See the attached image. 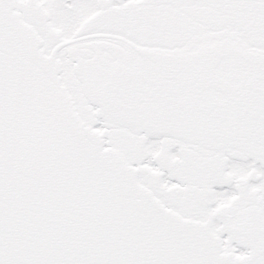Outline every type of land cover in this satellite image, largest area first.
<instances>
[{
    "label": "snow or ice",
    "instance_id": "obj_1",
    "mask_svg": "<svg viewBox=\"0 0 264 264\" xmlns=\"http://www.w3.org/2000/svg\"><path fill=\"white\" fill-rule=\"evenodd\" d=\"M0 264H264V0H0Z\"/></svg>",
    "mask_w": 264,
    "mask_h": 264
}]
</instances>
